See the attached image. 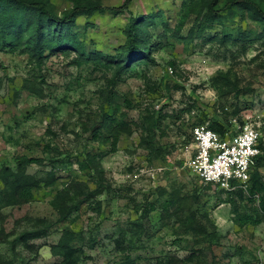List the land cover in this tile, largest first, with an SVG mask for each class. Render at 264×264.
I'll list each match as a JSON object with an SVG mask.
<instances>
[{
	"label": "rangeland",
	"instance_id": "obj_1",
	"mask_svg": "<svg viewBox=\"0 0 264 264\" xmlns=\"http://www.w3.org/2000/svg\"><path fill=\"white\" fill-rule=\"evenodd\" d=\"M182 1L133 0L121 14L78 18L87 51L115 55L125 42L123 31L131 15H156L149 26L160 42L152 52L156 63L127 72L112 93L114 103H106L111 66L71 63L75 53L51 56L43 65L28 54L0 53V264H58L61 257L54 245L65 229L75 233L72 244L82 254L80 264H117L128 253L137 264L165 263L168 257L174 264H211L213 257L218 264H264L259 199L236 197L237 210L256 220L236 223L237 210L229 201L233 195L206 184L188 165L196 151L192 130L197 125L229 119L234 130L250 122L264 129V33L239 13H223V23H209L203 36L192 41L176 37ZM53 2L59 12L71 6L69 0ZM123 2L103 0L106 6ZM194 17L181 36H188ZM239 29L252 40L245 52L215 39ZM220 72L233 83L218 77ZM160 109L166 116L144 144L142 128L135 124ZM104 114L132 124L131 132L122 131L116 151L106 133L99 140L93 135ZM89 153L103 166L109 193L98 191L97 177L82 169ZM22 156L40 162L22 169ZM259 170L264 177V161ZM14 174L38 184L28 203L3 199ZM75 183L94 190L93 199L58 221L62 208L78 200ZM171 199L177 202L172 215L163 217L159 210L144 215L148 202L160 205ZM97 201L100 210L94 209ZM189 219L193 226L216 231L213 249L204 237L195 244L191 235L175 233ZM38 230L44 232L41 237L16 240Z\"/></svg>",
	"mask_w": 264,
	"mask_h": 264
},
{
	"label": "trees",
	"instance_id": "obj_2",
	"mask_svg": "<svg viewBox=\"0 0 264 264\" xmlns=\"http://www.w3.org/2000/svg\"><path fill=\"white\" fill-rule=\"evenodd\" d=\"M69 1L71 6L59 12L53 0H0V53L19 52L28 54L39 65H43L44 61L51 56L61 54L70 57L75 53L76 56L71 60V63L82 65L83 62L91 61L97 66L106 68L111 66L113 67L114 75L111 79V89L106 96V103H114L115 99L112 93L118 81H122L127 72L132 71L135 67L156 63L152 52L158 47L160 42L154 40V35L149 27L156 23V15L153 13L139 16L131 15L123 31L125 42L119 47L115 55L105 54L101 51L89 52L80 35L78 18L81 16L89 18L97 12L121 14L129 9L133 0H124L120 6H106L103 0ZM181 12L182 15L178 23L179 28L173 35L185 38L187 41H192L196 35L203 36L209 23H223V13L231 15L239 13L241 19H248L258 23L264 33V5L259 0H183ZM192 15H195L194 22L190 27L188 36L183 37L181 36V30L191 20ZM89 26L91 24H85V27ZM169 28V25L165 23L167 32H170ZM215 39L226 45L230 43L233 47L240 46L242 52L246 51L247 45L252 41L242 29H239L236 33L224 32L220 38L216 36ZM218 77H221L226 83L230 84L232 82L227 73L220 72ZM235 113H238V111H235ZM165 116L163 109L151 111L144 116L141 125L135 124L137 128H142L141 141L144 144H148L147 137L154 136L157 133L160 128L159 124ZM240 123L243 125L242 120H240ZM209 127L224 135L226 131L231 129V122L229 119L224 121L210 120ZM124 130L129 132L133 130L129 121H125L117 115L104 114L101 123L94 128L93 135L96 140H99L106 133V137L111 139L112 151H116L120 136ZM261 146L263 154L256 159L248 188L237 187L233 190L220 188V190L227 191L233 195V198L229 199V201L233 202L236 210L238 207L237 196L242 198L247 196L249 200L258 198L264 215V177L259 170L264 161V141H262ZM38 162H40L38 158L22 156L19 159V166L24 169L27 165ZM82 169L88 170L94 178L97 177L95 183L98 191L109 193L110 186L106 183L105 170L95 154H88L85 163L82 164ZM13 176V180H8L7 190L4 192L3 199L14 205L28 203L33 198L34 190L38 187V184L33 179L25 177L24 174H14ZM208 185L215 184L208 183ZM71 187L73 188V185ZM74 191L78 194V200L62 208L58 221H64L71 213L79 210L83 203L90 202L95 194L94 190H90L88 187L84 189V185L82 186L80 183H75ZM97 202L94 209L100 210L101 203ZM176 207L177 202L173 199L166 200L160 205L156 202H148L144 215L148 216L151 212L159 210L163 217H168L172 215V211ZM236 212L238 215L236 223L256 221L251 215L241 214L240 210ZM211 227L216 230V226L213 225ZM175 233L181 236L191 235L195 244H198L200 242L199 239L204 237L205 240L209 241L211 249L218 244L216 231H211L205 225L193 226L190 224V219L181 222L180 229L175 231ZM43 234L42 230L28 231L16 240L41 237ZM74 238L75 233L70 229H65L60 242L54 245L55 254L61 257L58 264H80L82 254L72 244ZM174 261L173 257H168L165 263L158 262L157 264H174ZM137 262V258H133L128 253L117 264H137ZM211 264H218L215 257H213Z\"/></svg>",
	"mask_w": 264,
	"mask_h": 264
},
{
	"label": "built area",
	"instance_id": "obj_3",
	"mask_svg": "<svg viewBox=\"0 0 264 264\" xmlns=\"http://www.w3.org/2000/svg\"><path fill=\"white\" fill-rule=\"evenodd\" d=\"M193 136L196 151L188 162L193 172L219 188H248L256 159L263 154L260 124H237L236 130L231 128L222 135L207 123L195 126Z\"/></svg>",
	"mask_w": 264,
	"mask_h": 264
}]
</instances>
